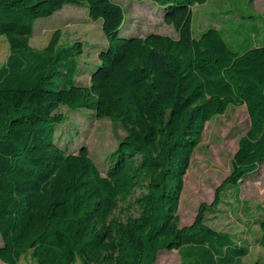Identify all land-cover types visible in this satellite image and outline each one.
Returning a JSON list of instances; mask_svg holds the SVG:
<instances>
[{
	"label": "trees",
	"instance_id": "obj_1",
	"mask_svg": "<svg viewBox=\"0 0 264 264\" xmlns=\"http://www.w3.org/2000/svg\"><path fill=\"white\" fill-rule=\"evenodd\" d=\"M153 1L176 37L119 35L124 9L114 0H0L9 45L0 65L2 262L18 264L31 251L37 264H154L161 250L176 249L181 264H243L248 243L205 220L223 190L264 162V33L235 49L219 28L193 32L192 6L206 0ZM66 4L86 7L107 37L87 83L77 80L80 41L60 43L55 29L45 46L30 45L37 19ZM231 104L245 105L249 125L230 173L179 226L193 148L205 122ZM61 105L119 120L125 134L104 174L85 145L66 151L56 143ZM257 222L264 250V218Z\"/></svg>",
	"mask_w": 264,
	"mask_h": 264
},
{
	"label": "rangeland",
	"instance_id": "obj_2",
	"mask_svg": "<svg viewBox=\"0 0 264 264\" xmlns=\"http://www.w3.org/2000/svg\"><path fill=\"white\" fill-rule=\"evenodd\" d=\"M124 9L121 36L144 35L158 32L177 36L174 27L163 19V7L153 0H114ZM221 29L235 49H244L262 42L264 33V0H206L192 6V29L198 33L208 27ZM60 30V43L80 41L83 53L78 57L77 80L88 82L89 73L96 67L99 50L107 47V37L101 20L88 16L84 6L66 4L50 17L37 19L30 45L41 48L47 44L53 31ZM9 54V45L0 35V65ZM89 71V72H88ZM65 119L55 126L54 139L66 151H77L81 145L88 148L102 174L118 140L125 134L116 118H97L88 108L70 109L61 105L58 110ZM249 125L245 105H229L222 114H216L204 124L196 142L183 180L177 215L179 226L189 225L201 203L210 204L215 190L230 173L232 158L239 138ZM219 205L206 212L205 222L213 228L229 232L238 243H248L249 252L241 258L243 264L264 260V250L258 242V220L264 218V162L237 185L221 192ZM117 215L121 216V200ZM0 264H2L0 260ZM18 264H37L27 251ZM74 264H82L77 260ZM154 264H181L176 249H163Z\"/></svg>",
	"mask_w": 264,
	"mask_h": 264
},
{
	"label": "crops",
	"instance_id": "obj_3",
	"mask_svg": "<svg viewBox=\"0 0 264 264\" xmlns=\"http://www.w3.org/2000/svg\"><path fill=\"white\" fill-rule=\"evenodd\" d=\"M1 262H2V261H1ZM2 264H7V263L2 262Z\"/></svg>",
	"mask_w": 264,
	"mask_h": 264
}]
</instances>
